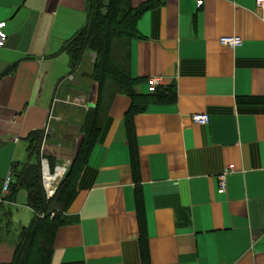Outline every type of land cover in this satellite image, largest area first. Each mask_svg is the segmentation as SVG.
<instances>
[{
	"label": "crops",
	"instance_id": "obj_1",
	"mask_svg": "<svg viewBox=\"0 0 264 264\" xmlns=\"http://www.w3.org/2000/svg\"><path fill=\"white\" fill-rule=\"evenodd\" d=\"M130 1L159 4L136 22L138 37L125 51L128 72L142 79L140 93L158 77L175 98L134 115V179L122 126L130 99L114 97L49 264H141L137 193L149 264H264V103L239 101L264 97V10L255 0H203L199 7L195 0ZM87 13L88 0H0L7 35L0 47V183L30 159L34 131L43 133L41 163L51 172H67L76 157L82 114L58 109L56 95L80 79L69 75L61 47L85 26ZM223 36L242 44L221 45ZM89 88L88 96L60 103L83 108L85 98L98 95L96 82ZM193 114L209 122L198 124ZM24 198L19 190L0 206L9 211L8 225L0 218V264L11 262L18 231L32 218Z\"/></svg>",
	"mask_w": 264,
	"mask_h": 264
},
{
	"label": "trees",
	"instance_id": "obj_2",
	"mask_svg": "<svg viewBox=\"0 0 264 264\" xmlns=\"http://www.w3.org/2000/svg\"><path fill=\"white\" fill-rule=\"evenodd\" d=\"M157 4L159 1H145L135 6L130 0H88L85 26L63 42L61 51L68 55L69 75L77 76L79 70L87 73L88 81L98 84L97 101L94 107H89L83 114L79 128L82 140L76 157L50 198L46 197L42 183L40 146L43 133L34 131L30 134L28 153L30 159L34 157V162H30L29 159L20 168L14 167L11 170L12 181L8 193L3 196L0 194L4 201L13 200L15 194L23 190L24 204L32 210L30 222L18 231L13 258L8 264L50 263L55 233L59 226L65 223L63 212L75 192L77 179L117 94L126 95L130 99L122 126L132 150L133 176L134 179H138L133 117L150 104L172 103L175 98L174 90L163 86H158L154 92L140 93L137 86L142 79L133 78L128 72L125 51L129 41L138 37L136 22L144 10ZM89 52L94 53L93 59L88 58ZM239 101L264 103V97H250ZM48 161L51 164L50 159ZM137 206L141 228L139 238L141 264H149L140 193H137ZM8 215L9 211L0 212V216L6 217V225L9 222Z\"/></svg>",
	"mask_w": 264,
	"mask_h": 264
},
{
	"label": "built area",
	"instance_id": "obj_3",
	"mask_svg": "<svg viewBox=\"0 0 264 264\" xmlns=\"http://www.w3.org/2000/svg\"><path fill=\"white\" fill-rule=\"evenodd\" d=\"M203 0H195V4L197 7H199L202 4ZM255 7L258 10L263 11L264 10V0H255ZM4 22H0V47H3L5 45L7 35L4 31ZM219 43L224 46H229V47H239L242 44V40L238 36H223L219 38ZM161 85V79L158 77L151 78L147 81V91L148 92H154L155 89ZM191 119L201 125L207 124L209 122V116L206 114H193L191 115ZM41 168H42V183L43 187L45 190V194L47 198H50L54 195L56 189H57V181H60V178L63 176L65 173V169L63 170V173L60 175L58 180L56 182H47V175L51 176L50 170H49V165L46 160H43L41 163ZM12 181V173H9L2 181L1 183V196L5 195L8 193L10 189ZM219 192L225 191V182L223 180V177L220 179L219 183ZM5 202L4 200L1 199L0 197V203Z\"/></svg>",
	"mask_w": 264,
	"mask_h": 264
},
{
	"label": "rangeland",
	"instance_id": "obj_4",
	"mask_svg": "<svg viewBox=\"0 0 264 264\" xmlns=\"http://www.w3.org/2000/svg\"><path fill=\"white\" fill-rule=\"evenodd\" d=\"M79 75H80V79L72 81L71 83L69 82L70 83L69 84L70 87H67L68 90H67V93L65 95H63L62 86L58 89L57 95H56V98H57L56 99V104H57L58 109L67 110L68 113L70 112L73 115H81L82 114L81 115V121H80V123H78V128H80L84 112L89 107H94L95 102H96L95 99H96V95H97L96 92L94 94H92V97L85 98L87 100L82 101L84 103V107L83 108H78L77 106H69L66 103H60V102H62V99H75V98H76L75 100L78 101V100L81 99L80 97H77L78 95L79 96L82 95V94L85 95L86 93H88V94H86L87 96L89 95L90 88H89V82H88L87 73L81 72V73H79ZM75 95H77V96L74 97ZM51 173H53V172H51ZM64 175H65V173L60 178V180L63 179ZM57 185H58V182H57ZM0 218H2V216H0ZM12 230H13V228H12Z\"/></svg>",
	"mask_w": 264,
	"mask_h": 264
},
{
	"label": "bare ground",
	"instance_id": "obj_5",
	"mask_svg": "<svg viewBox=\"0 0 264 264\" xmlns=\"http://www.w3.org/2000/svg\"><path fill=\"white\" fill-rule=\"evenodd\" d=\"M63 170H64L63 167H60L56 169L55 173H53L51 176L47 175V182L49 181L50 178L52 179V181L56 182L60 177V175L63 173Z\"/></svg>",
	"mask_w": 264,
	"mask_h": 264
},
{
	"label": "water",
	"instance_id": "obj_6",
	"mask_svg": "<svg viewBox=\"0 0 264 264\" xmlns=\"http://www.w3.org/2000/svg\"><path fill=\"white\" fill-rule=\"evenodd\" d=\"M94 106H95V105H94ZM61 181H62V180H60V181L58 182V185L61 183ZM58 185H57V186H58Z\"/></svg>",
	"mask_w": 264,
	"mask_h": 264
}]
</instances>
